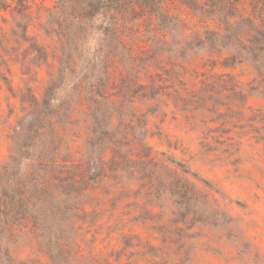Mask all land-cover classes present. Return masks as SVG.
Returning <instances> with one entry per match:
<instances>
[{
  "label": "rangeland",
  "instance_id": "obj_1",
  "mask_svg": "<svg viewBox=\"0 0 264 264\" xmlns=\"http://www.w3.org/2000/svg\"><path fill=\"white\" fill-rule=\"evenodd\" d=\"M28 4L30 41L19 38L10 13L0 12V164L22 116L20 91L30 87L41 99L52 71L46 63L30 64L32 44L45 50L47 64H56L59 44L45 30L55 0ZM173 8L183 36L216 30L177 1ZM249 14L264 28V11L249 6L243 15ZM125 28L130 53L144 61L131 76L142 84L154 75L164 82L154 100L131 109L146 124L156 168L152 181L120 172L96 185L78 223L80 264H264V87L246 64L223 67L231 50L201 48L182 56L179 47L161 43L170 37L144 15L129 17ZM78 126L84 137L85 123ZM72 147L79 149V140ZM129 149L135 153V146ZM175 180L189 183L195 200L174 194ZM16 232L4 243L17 262L49 264L33 234Z\"/></svg>",
  "mask_w": 264,
  "mask_h": 264
},
{
  "label": "trees",
  "instance_id": "obj_2",
  "mask_svg": "<svg viewBox=\"0 0 264 264\" xmlns=\"http://www.w3.org/2000/svg\"><path fill=\"white\" fill-rule=\"evenodd\" d=\"M176 1L216 30L183 36L173 12ZM249 6L264 11V0H55L45 30L59 44L52 55L56 64H47L45 50L32 44L30 64L46 63L52 71L41 99L30 87L20 91L22 116L9 136L8 159L0 164V264H35L17 262L4 243L14 241L17 230L33 234L49 264H80L78 223L87 216L84 207L96 185L120 172L152 181L156 165L145 144L146 124L135 120L131 109L138 101L154 100L164 82L154 75L142 84L131 76L135 63L144 61L129 51L126 20L149 17L170 37L161 43L179 47L182 56L201 48L231 50L223 67L246 64L264 87V28L243 15ZM30 9L28 0H0V12L11 14L24 41H30ZM81 123L84 137L77 130ZM173 186L179 198L194 199L189 183L175 180Z\"/></svg>",
  "mask_w": 264,
  "mask_h": 264
}]
</instances>
